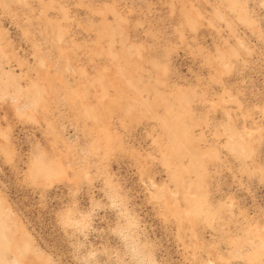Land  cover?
Segmentation results:
<instances>
[{"label":"rangeland","instance_id":"1","mask_svg":"<svg viewBox=\"0 0 264 264\" xmlns=\"http://www.w3.org/2000/svg\"><path fill=\"white\" fill-rule=\"evenodd\" d=\"M0 264H264V0H0Z\"/></svg>","mask_w":264,"mask_h":264}]
</instances>
